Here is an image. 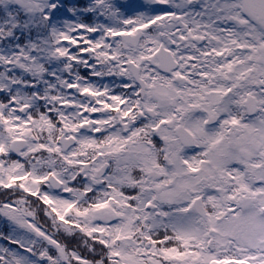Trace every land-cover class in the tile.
Instances as JSON below:
<instances>
[{
  "label": "snow or ice",
  "instance_id": "obj_1",
  "mask_svg": "<svg viewBox=\"0 0 264 264\" xmlns=\"http://www.w3.org/2000/svg\"><path fill=\"white\" fill-rule=\"evenodd\" d=\"M0 264H264V0H0Z\"/></svg>",
  "mask_w": 264,
  "mask_h": 264
}]
</instances>
